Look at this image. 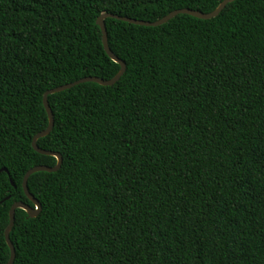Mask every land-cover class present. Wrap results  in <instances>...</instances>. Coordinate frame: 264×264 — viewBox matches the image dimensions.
<instances>
[{
	"label": "trees",
	"instance_id": "trees-1",
	"mask_svg": "<svg viewBox=\"0 0 264 264\" xmlns=\"http://www.w3.org/2000/svg\"><path fill=\"white\" fill-rule=\"evenodd\" d=\"M222 1L0 0V264L25 174L58 162L31 142L45 92L121 69L98 17ZM105 22L126 71L49 95L37 142L63 161L28 180L42 209H16L13 264H264V0Z\"/></svg>",
	"mask_w": 264,
	"mask_h": 264
},
{
	"label": "water",
	"instance_id": "water-1",
	"mask_svg": "<svg viewBox=\"0 0 264 264\" xmlns=\"http://www.w3.org/2000/svg\"><path fill=\"white\" fill-rule=\"evenodd\" d=\"M234 1L235 0H223L215 10L208 12V13H205V12H202L199 10L190 9V8H180V9L172 11L168 15H166L163 18L156 20V21H146V20H142V19H136V18H132V17L121 16V15L114 14V13H102L98 17L97 24L101 27V30L103 33L104 48H105L106 52L108 53V55L114 61H116L117 63H119L121 65V69L117 73V75L111 79H103V78L97 77V76H87V77H84V78L79 79L77 81L54 87V88L49 89L45 92V94H44V106H45L47 113H48V116H49V125L46 129L37 133L34 136L33 141H31V142H32V145L36 151H38L42 154H46V155H53L57 158L58 162H57V165H55V166L37 165V166L29 169L27 171V173L25 174L24 179H23V188H24L26 195L33 202L35 207H32L28 203H25L22 201H17L15 203H13V205L10 208V223H8L9 225L7 226V228L5 230V237H6L7 243L10 247V250H11V257H10L7 264H13L15 261V258H16V248H15V245L13 244L11 237H10V234H11V231L14 227V223H15V219H16V215H15L16 209L21 208V209L25 210L29 214L30 217L38 216L39 213L41 212V209H42L41 202L30 192V190L28 188V180H29L30 176L33 173L38 172V171H47V172L57 171L61 167L62 161H63V157L60 153L50 151L47 149H42L38 145V142H37L40 138L45 137L48 134H50L53 127H54V113L52 111V108H51V105L49 102V95L64 91L66 89H70V88H72V87H74L80 83H83V82H96V83H99V84L105 85V86L114 85L122 77V75L126 71V63L122 59H120L118 56H116L110 48V45L108 42L107 27H106V22H105L106 18H108V17L116 18V19L124 20V21L134 23V24H138V25L159 26V25H162V24L168 22L170 19L174 18L176 15H178L180 13L190 14L192 16H195V17H198L201 19H211L213 17L218 16L220 14V12L227 6V4L232 3ZM2 171L8 172L7 168L1 169L0 173ZM12 183L14 184L13 181H12Z\"/></svg>",
	"mask_w": 264,
	"mask_h": 264
}]
</instances>
